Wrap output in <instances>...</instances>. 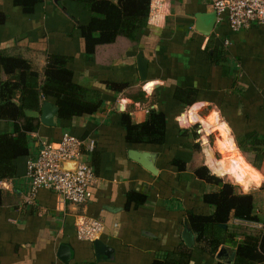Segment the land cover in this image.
<instances>
[{
    "label": "crops",
    "instance_id": "0c3cea01",
    "mask_svg": "<svg viewBox=\"0 0 264 264\" xmlns=\"http://www.w3.org/2000/svg\"><path fill=\"white\" fill-rule=\"evenodd\" d=\"M0 10L6 14L0 23V49L29 57L40 71L50 53L64 55L74 80L91 88L89 96L101 99L92 113L64 119L55 113L53 125L36 117L37 128L27 132V152L11 157L9 176L0 179V264H214L217 257L196 245L187 223L188 210L213 209L201 195L214 185L194 168L205 165L236 182L217 159L215 170L211 168L205 155L206 136L222 127L233 147L224 151H238L261 175L259 185L248 180L257 189L241 191L264 189V142L253 140L261 150L238 144L250 132L264 139V23L253 21L234 30L209 0H158L134 38L117 35L96 45L88 57L78 27L90 17L83 2L41 0L24 12L12 0H0ZM140 52L147 61L144 80ZM113 82L123 86L114 89ZM44 99L56 105L47 97L40 104ZM151 108L167 116L164 141L130 139L128 121L142 122ZM211 113L219 127L207 134L204 126L212 124ZM24 119L21 115L19 122ZM64 131L95 142L86 153L94 178L81 203L66 201L48 187L29 195L27 159ZM4 132L17 134L10 119L0 118V134ZM133 149L153 153L156 171L134 159ZM256 154L262 156L255 164ZM224 159L237 158L228 154ZM253 198L263 217L264 197ZM86 215L103 223L95 237L103 243L98 251L95 238L76 236L75 222ZM185 227L193 233L191 245L182 236ZM61 245L69 250L65 259Z\"/></svg>",
    "mask_w": 264,
    "mask_h": 264
},
{
    "label": "trees",
    "instance_id": "16d2710c",
    "mask_svg": "<svg viewBox=\"0 0 264 264\" xmlns=\"http://www.w3.org/2000/svg\"><path fill=\"white\" fill-rule=\"evenodd\" d=\"M24 12H31L41 0H12ZM90 11L86 22L78 24L84 41V52L90 57L96 45L110 42L117 35L134 38L141 27L147 23L150 0H78ZM6 14L0 10V23ZM68 58L64 55L50 53L42 71L31 59L21 53H8L0 49V118L10 119L17 131L16 135L4 132L0 134V179L11 167L14 154L28 150V131L37 128L36 117L24 112L25 108L38 109L42 97L51 99L57 106V119L70 118L94 112L101 104L100 98L89 96L91 88L78 83L73 78V71L67 65ZM110 86L119 90L123 84L111 83ZM23 116L24 122H19ZM166 114L159 109L151 108L142 122L127 123V136L136 141L161 143L166 135ZM182 133L186 129L180 130ZM63 132L60 133V135ZM59 135V137H60ZM246 144L255 150H261L263 141L254 132L246 133ZM249 142V143H247ZM261 154L251 160L258 163ZM177 162L180 161L176 160ZM180 166V165H179ZM194 173L213 184V188L203 192L201 197L207 205L212 206L210 212L199 213L187 211V223L195 233L196 245L210 255H215L221 245H227L231 256H219L214 264H262L264 262V216L255 211L253 194L243 192L237 184L224 180L221 176L211 173L205 165L194 168ZM236 182L244 190L251 184L244 176H238ZM0 187V202L1 198ZM232 217L260 220L261 227L235 225ZM225 224V225H224Z\"/></svg>",
    "mask_w": 264,
    "mask_h": 264
},
{
    "label": "built area",
    "instance_id": "2783aa9c",
    "mask_svg": "<svg viewBox=\"0 0 264 264\" xmlns=\"http://www.w3.org/2000/svg\"><path fill=\"white\" fill-rule=\"evenodd\" d=\"M158 0L150 4V12ZM217 13H225L230 27L234 30L248 27L253 21L264 23V0H209ZM94 139H84L64 131L58 140L45 143L36 155L26 162L29 180V195L41 187L55 190L66 200L84 202L87 187L94 178V170L86 153L94 148ZM74 161L70 166L65 163ZM231 222L247 227H261L260 220L232 217ZM103 228V223L92 216H82L75 222V233L80 239L92 240Z\"/></svg>",
    "mask_w": 264,
    "mask_h": 264
},
{
    "label": "rangeland",
    "instance_id": "374dc122",
    "mask_svg": "<svg viewBox=\"0 0 264 264\" xmlns=\"http://www.w3.org/2000/svg\"><path fill=\"white\" fill-rule=\"evenodd\" d=\"M211 117H215V118L211 119ZM209 121L212 124H209L207 126L205 123L206 126H204V129H205L207 134L210 133L211 127H213V126L219 127V125H217L218 121L216 122V116L213 115V113H211V115L209 117ZM220 128H222V127H220ZM220 128L219 129H217V128L213 129V131L206 136V140H205L206 142L204 144L205 148H206L205 155L208 159V162H209L211 168H213L215 170V167H216L215 161L217 159L216 164H218V167L223 168L225 166L226 170H229L231 173L235 174V180L240 175V176H244L247 180L251 179L257 185H259L261 183V175L258 173V171H256L257 169L253 165H250V163L238 151H235V154L231 153L230 151L229 152L224 151V150L228 149L227 147L229 145H230V147H232V144H229L228 136ZM202 134H203V131H201V134L199 135V137L202 138V141H203L204 140L203 139L204 134L203 135ZM214 139H215V143H214ZM215 144H216V146H215ZM228 154L234 155L237 159L234 161L224 159L225 157H227ZM223 155H225V156H223ZM221 156H222V158H219ZM215 173L219 174L223 179H228L232 183H236L240 190L254 191L255 189H257V188H255V185H250V187L247 190H244V189H242V187L239 183L235 182L226 173H220L217 170L215 171ZM254 194L256 196V199L259 200L260 196H261V198L264 197V189H262L260 191H255L253 193V195ZM260 205H261V208H259L258 211H259V214L262 216V212H263L262 200L260 202Z\"/></svg>",
    "mask_w": 264,
    "mask_h": 264
},
{
    "label": "water",
    "instance_id": "95a60500",
    "mask_svg": "<svg viewBox=\"0 0 264 264\" xmlns=\"http://www.w3.org/2000/svg\"><path fill=\"white\" fill-rule=\"evenodd\" d=\"M206 28H208V27H206ZM200 30L203 31L202 29H200ZM203 32L204 33L207 32V29L204 30ZM137 58H138V67H139L140 77L144 80L145 75H146L147 61L142 56L141 52L137 55ZM57 108H58L57 105H53L49 100L44 99L42 101V103L40 104L39 109L25 108L24 112L28 115L33 116V117H39L40 121L47 124V125H53V124H55L54 115L57 111ZM132 151H133L132 153H134V155H132L134 157V159L139 161L143 166H145L150 171H152V172L156 171V168L154 167L152 160H151L153 158V153H151L150 151H147V150L138 151V150L133 149ZM70 164L71 163L69 162V163H65L64 165L70 166ZM182 236L184 238V241L188 245H191L193 243V233L189 228L185 227L183 229ZM94 244H95L96 250L98 251L101 248L103 243L98 238H95ZM61 249L62 250L64 249L62 245H61ZM66 252L67 253L69 252V250L67 248L63 250V254L61 255V257L63 259H65ZM233 255H234V251H230L226 245H221L216 252L217 257H219V256H231L232 257Z\"/></svg>",
    "mask_w": 264,
    "mask_h": 264
},
{
    "label": "snow or ice",
    "instance_id": "6c2138e0",
    "mask_svg": "<svg viewBox=\"0 0 264 264\" xmlns=\"http://www.w3.org/2000/svg\"><path fill=\"white\" fill-rule=\"evenodd\" d=\"M213 115H215V114H213Z\"/></svg>",
    "mask_w": 264,
    "mask_h": 264
}]
</instances>
